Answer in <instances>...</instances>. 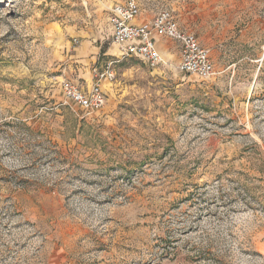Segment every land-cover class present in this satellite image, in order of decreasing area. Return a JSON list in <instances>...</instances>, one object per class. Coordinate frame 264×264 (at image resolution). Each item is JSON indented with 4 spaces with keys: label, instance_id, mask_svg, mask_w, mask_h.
Here are the masks:
<instances>
[{
    "label": "rangeland",
    "instance_id": "374dc122",
    "mask_svg": "<svg viewBox=\"0 0 264 264\" xmlns=\"http://www.w3.org/2000/svg\"><path fill=\"white\" fill-rule=\"evenodd\" d=\"M125 1L0 0V264H264V0H135L208 80L169 39L157 69L121 57ZM109 62L100 110L64 98Z\"/></svg>",
    "mask_w": 264,
    "mask_h": 264
},
{
    "label": "built area",
    "instance_id": "2783aa9c",
    "mask_svg": "<svg viewBox=\"0 0 264 264\" xmlns=\"http://www.w3.org/2000/svg\"><path fill=\"white\" fill-rule=\"evenodd\" d=\"M108 11L111 42L119 47L121 57L140 58L151 69L164 66L166 60L154 41V36H158L178 43L180 60L177 69L180 73L201 80L215 75L208 50L199 44L193 34L179 28L170 10L163 9L152 20L145 22L137 21L140 9L135 0L113 4ZM93 73L87 89L70 82L61 84L64 98L88 114L97 112L105 103L101 82L114 79L112 62L107 63L102 71L93 69Z\"/></svg>",
    "mask_w": 264,
    "mask_h": 264
},
{
    "label": "crops",
    "instance_id": "0c3cea01",
    "mask_svg": "<svg viewBox=\"0 0 264 264\" xmlns=\"http://www.w3.org/2000/svg\"><path fill=\"white\" fill-rule=\"evenodd\" d=\"M110 8V7H109ZM109 10V9H108ZM163 39L161 38V37H158V36H154V41L156 42V44H157V46H158V48H159V50L161 51V52H163L164 50H166V52L168 51L167 49H165V45L163 44V45H161L160 43H161V41H162ZM197 40H198V38H197ZM169 42V41H168ZM199 42V41H198ZM161 45V46H160ZM90 75V74H89Z\"/></svg>",
    "mask_w": 264,
    "mask_h": 264
}]
</instances>
